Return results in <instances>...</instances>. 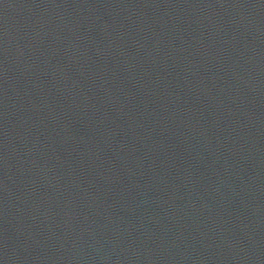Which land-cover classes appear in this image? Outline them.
Masks as SVG:
<instances>
[{
  "label": "water",
  "instance_id": "obj_1",
  "mask_svg": "<svg viewBox=\"0 0 264 264\" xmlns=\"http://www.w3.org/2000/svg\"><path fill=\"white\" fill-rule=\"evenodd\" d=\"M0 264H264V0H0Z\"/></svg>",
  "mask_w": 264,
  "mask_h": 264
}]
</instances>
